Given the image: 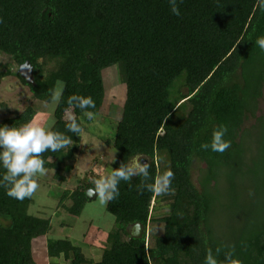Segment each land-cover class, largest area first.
<instances>
[{"label":"trees","instance_id":"16d2710c","mask_svg":"<svg viewBox=\"0 0 264 264\" xmlns=\"http://www.w3.org/2000/svg\"><path fill=\"white\" fill-rule=\"evenodd\" d=\"M177 2L180 16L172 14L168 0H0V52L18 68L26 61L32 66V82L19 71L15 75L33 98L45 102L58 80L66 84L52 130L74 143L42 157L55 180H66L81 141L65 127L68 97L91 96L95 108L87 111L99 114L102 73L113 65L125 99L114 134L105 141L116 151L110 168L106 163L107 175L137 153L147 157L153 178L168 168L175 174L174 195L139 193L138 176L120 182L118 199L105 207L115 226L98 261L67 237L48 241V257L67 264H204L206 251L219 247V261L231 251L241 264H264V170L257 167L258 152H264V113L258 114L264 52L255 45L264 35V12L255 8L256 0ZM11 74L0 65V81ZM72 112L85 128L84 112ZM34 115L31 106L13 110L0 126L19 127ZM249 121L262 132L243 152L239 134ZM220 125L227 126L231 147L223 154L201 150ZM194 162L205 164L198 185ZM4 171L0 166V177ZM98 178L93 170L78 178L73 189L63 190L57 209L80 213ZM30 202L10 198L0 186V264H35L33 242L51 223L30 214ZM135 223L142 226L139 237L127 229ZM154 223L162 230L151 233L150 241Z\"/></svg>","mask_w":264,"mask_h":264},{"label":"rangeland","instance_id":"374dc122","mask_svg":"<svg viewBox=\"0 0 264 264\" xmlns=\"http://www.w3.org/2000/svg\"><path fill=\"white\" fill-rule=\"evenodd\" d=\"M0 65H5L12 71L11 75L0 81V121L10 116L13 110L22 111L27 106H31L35 110V115L31 121L43 122L49 116L54 118L53 112L49 113V110L44 107V102L34 99L28 86L24 85L15 75V72L19 70L18 66L8 55L1 52ZM102 74L105 87L104 103L100 113L95 115V120L85 122L73 169L66 174L64 182L55 180L53 178L54 171L48 169V174L39 178L40 188L31 198L29 213L40 217H49L51 230L54 226L57 228L56 232L49 231L33 242L32 253L35 264L66 263L62 259L48 257V241L67 237L71 241L73 238L77 240L76 244L82 249L89 244L102 248L107 245V232L115 226L114 217L106 211L105 207L99 205L96 196L89 200L82 211L76 215H71L61 207L58 209L56 207L63 190L73 189L75 181L78 178L87 176L90 170L99 171L96 174L100 177L107 175L106 163L109 164L110 168L111 161L115 156V149L105 141L113 136L116 123L121 116L125 99V87L120 81L116 65L107 67ZM259 108L258 114L264 113V97L259 104ZM250 122L246 123V127L243 126V130L239 134L238 143L243 152H250L249 149L255 146L262 132L260 125L248 126ZM258 155L259 165L257 162V167L263 174L264 152H258ZM202 168H205L204 163L194 162L192 180L196 185H198V177ZM260 178L262 179V175ZM217 213L224 214V211L220 209L217 210ZM161 230V224H151L150 236L147 232L149 240L151 241V233L158 234Z\"/></svg>","mask_w":264,"mask_h":264},{"label":"clouds","instance_id":"9594fccd","mask_svg":"<svg viewBox=\"0 0 264 264\" xmlns=\"http://www.w3.org/2000/svg\"><path fill=\"white\" fill-rule=\"evenodd\" d=\"M168 2L172 14L180 16L177 0ZM255 8L264 12V0H256ZM255 45L264 52V35L256 38ZM65 88V82L58 80L55 87L49 89L50 100L44 102V107L49 113L54 112L60 103ZM67 103L69 108L65 110V127L68 131L81 136L84 128L77 121L72 108L81 109L88 120H95V113L87 111L89 108H95V101L91 96L73 94L68 97ZM54 124L55 119L49 116L43 122L29 121L19 127L0 126V166L5 170L0 177V186L6 189V194L10 198L21 202L31 199L40 188L39 178L48 174L43 154L69 149L73 145L70 136L52 130ZM227 132L226 125L215 128L210 141L201 143L200 149L223 154L231 147V141L225 138ZM146 160L147 157L137 153L126 163L122 162L119 167L113 168L108 175L95 179L92 182L94 187L89 191L98 198L99 205L107 207L110 202L117 200L120 182H130L134 176L143 178L142 183L137 186V191L141 194L146 190L156 197L174 195L172 188L174 172L168 168L153 178L149 171L151 164L142 162ZM112 162H115L114 158ZM220 253L219 247L215 249V253L209 248L204 264H241L239 259L233 257L231 251L225 252L224 260L219 261L217 256Z\"/></svg>","mask_w":264,"mask_h":264},{"label":"water","instance_id":"95a60500","mask_svg":"<svg viewBox=\"0 0 264 264\" xmlns=\"http://www.w3.org/2000/svg\"><path fill=\"white\" fill-rule=\"evenodd\" d=\"M18 71H19L20 75L22 77H24L27 82H32V80H33V74H32L33 68L29 64L28 61H26L23 64H21L19 66V70ZM89 190L90 189L87 190L86 194H87V197L89 199H92L94 197V195L92 193H90ZM130 227H132L134 229V231L130 233L132 236L139 237L141 235V233H142V226H141V224L135 223V224L128 225L127 226L128 231H129V228Z\"/></svg>","mask_w":264,"mask_h":264},{"label":"crops","instance_id":"0c3cea01","mask_svg":"<svg viewBox=\"0 0 264 264\" xmlns=\"http://www.w3.org/2000/svg\"><path fill=\"white\" fill-rule=\"evenodd\" d=\"M95 171V170H94ZM95 173H99V171H95ZM94 198V197H93ZM58 203V202H57ZM58 229H60L59 227H58ZM56 232L57 231V228H55V226H54V228H53V230H51L50 229V232ZM134 231V229L132 228V227H130L129 228V233H131V232H133ZM52 232V233H53ZM106 236H107V234H106ZM72 242L74 243V244H76V242H77V240H75L74 238L72 239ZM77 245V244H76ZM103 248L104 247H99V246H97V245H94V244H89V245H87L84 249H82V251H83V253L87 256V257H89V258H91L93 261H98L99 259H100V257H101V254H102V251H103ZM66 264V263H65Z\"/></svg>","mask_w":264,"mask_h":264},{"label":"bare ground","instance_id":"6f19581e","mask_svg":"<svg viewBox=\"0 0 264 264\" xmlns=\"http://www.w3.org/2000/svg\"><path fill=\"white\" fill-rule=\"evenodd\" d=\"M144 162V161H143Z\"/></svg>","mask_w":264,"mask_h":264}]
</instances>
